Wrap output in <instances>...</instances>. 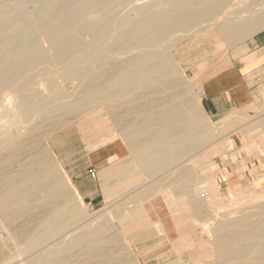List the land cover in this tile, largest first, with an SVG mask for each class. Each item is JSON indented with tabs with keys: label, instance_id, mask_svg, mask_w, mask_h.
Instances as JSON below:
<instances>
[{
	"label": "bare ground",
	"instance_id": "obj_1",
	"mask_svg": "<svg viewBox=\"0 0 264 264\" xmlns=\"http://www.w3.org/2000/svg\"><path fill=\"white\" fill-rule=\"evenodd\" d=\"M204 30L216 32V34L210 32L206 36L212 48L222 46L221 43L226 48L238 47L252 36L255 37L257 32L264 31V0H0V95L5 90L18 95L16 96L17 115L9 106L10 100L4 98L6 95L3 97L4 100L0 101V155L5 145L15 146L14 128H19L17 135L20 137V135H25L24 133L28 134L30 131L38 130L41 123H50L54 112L71 114L79 107V102L66 101L60 88L58 89L53 83L45 85V80L36 83L39 90H42L41 92L30 90L33 81L30 74L39 66L61 65L62 68L55 72L61 73L63 79L73 77L79 80L82 95L90 100L93 98L107 99L112 95L127 92L133 85H139L137 89L140 91V84H142L141 90L148 91L153 87L148 83L155 81L161 83L162 87L171 88L178 85L181 75V71L174 66L172 49ZM237 55H239L238 51H236ZM98 68L101 71L96 72ZM184 77L186 78L185 74ZM144 82H147L146 86L143 85ZM175 89L179 93H185V90L179 86ZM15 119L21 121L19 126L14 125ZM259 120L258 124L255 123L257 124L255 127L245 131L244 135L247 138L251 139L252 133H264V120ZM29 125L32 127L30 130L26 128L30 127ZM104 128L100 131L103 132ZM21 132L24 133L21 134ZM212 135L211 132L213 140ZM188 140L201 147L207 141L204 134L197 132L195 135H190ZM182 141L179 136L178 143ZM26 145L27 143L24 146ZM212 150L217 153L221 152L220 147L219 149L213 147ZM31 162H35L34 158L30 159V169L24 172L21 180L23 187L20 192L15 191L12 178L0 184V221L8 223L20 220L26 211L23 209L26 205L24 198L29 195L30 198L34 197V190L38 188L42 189L39 194L42 197L40 201L43 203L51 200L55 208L51 209L52 213L49 218L43 216L41 230H27L23 234L22 240L26 247L20 251L21 248L17 246L20 250L14 253L19 258L25 256L24 262H20L21 260L20 263L11 262L13 255L12 258L10 257L11 260H8L10 261L8 264H67L72 260L71 254L70 256L64 255L67 251L82 247L83 254H91L95 250L94 245L109 242L110 238L104 235L110 227L109 223L103 222L92 227L90 220H85L84 223L82 218L76 220L79 210L68 207L71 194L66 190V185L69 182L60 178L57 168L50 166V168L37 169L32 166ZM151 167L154 166L151 165ZM262 179L264 181V177ZM127 181L130 182V180ZM203 184L205 182L198 184L194 192H197L200 200H204L208 191V198L209 196L211 198L208 205L212 206L210 212L214 219H210L211 223L207 225L209 227L207 230L211 232L213 229L215 232L213 236L215 242L211 248L220 256L222 264H264V202L259 203L264 200V192L255 198H249L253 203L257 202L250 210L245 206L239 208L250 200L241 204L240 201L233 199V205L241 211V214L238 218L230 220L221 217V209L219 210L217 206L221 201L220 189L214 179L209 184H205V197H202ZM255 186H260V183ZM234 190L237 191L238 186ZM238 195L240 196V193L234 192L231 196L235 198ZM64 214H66V219H63ZM71 220L76 222L71 223ZM77 222L82 224L83 233L81 232V235L74 234L75 230H72L74 223L77 224ZM72 232L73 235H70ZM58 235L60 240L69 238L65 249L50 248V245H47L50 239ZM5 242L7 243V240ZM190 248L196 254L200 252L194 245ZM133 251L134 249H132V255ZM203 253L202 257H210V253L206 251Z\"/></svg>",
	"mask_w": 264,
	"mask_h": 264
},
{
	"label": "crops",
	"instance_id": "obj_2",
	"mask_svg": "<svg viewBox=\"0 0 264 264\" xmlns=\"http://www.w3.org/2000/svg\"><path fill=\"white\" fill-rule=\"evenodd\" d=\"M258 43L260 41H256ZM172 53L175 54L174 51ZM260 58L257 56L254 60ZM254 60L241 62L240 68L228 66L223 60L222 68L234 72L227 77L210 76L202 81L203 91L199 101L188 88L190 92L186 93L179 79L180 84L176 85L185 93H179L175 89L176 85L168 88L156 81L155 84L149 82L153 87L148 91H142L140 84V91L112 95V100L119 101L112 108L93 110L53 131L47 146L51 148L49 151L56 162L60 178L69 182L71 186L67 183L66 188L75 193L79 200L82 199L79 201L76 198L92 212V216L83 217L82 222L90 220L92 227L103 222L109 223L110 227L104 235L110 237L111 234L107 232L113 229L114 236L122 237L143 261L168 262L172 254L177 256L180 252L187 253L188 244L194 243L202 235L198 229L205 228L207 223L209 225L211 219L207 200H200L197 192H194L197 185L201 182L208 184L212 179L217 184L222 178L223 183L231 189L239 182L235 176H230L227 182V171L218 162L221 156H225L227 135L225 129H220L223 135L219 133L216 138L211 118H218L217 122H222L230 112L251 104L250 86L245 79L248 72L245 69H250ZM146 84L144 82L143 85ZM103 128L107 130L101 132ZM195 132L206 136L207 141L202 147L188 140ZM179 136L183 140L181 143H178ZM233 142L236 143L235 140ZM213 147H220L221 152L212 155ZM212 156L215 157L213 163ZM212 165H218V168L215 170ZM91 171L96 172V179L90 175ZM214 175H218V180H215ZM162 180L167 184L164 185Z\"/></svg>",
	"mask_w": 264,
	"mask_h": 264
},
{
	"label": "rangeland",
	"instance_id": "obj_3",
	"mask_svg": "<svg viewBox=\"0 0 264 264\" xmlns=\"http://www.w3.org/2000/svg\"><path fill=\"white\" fill-rule=\"evenodd\" d=\"M210 32L216 34L214 30L211 31L204 30L199 34L184 40L183 42H181L175 48L172 49V52L174 51L175 53L173 55L175 60L174 66H176L178 70L181 71V75L179 77V80L181 79L180 80L181 86L184 87L185 89L188 87V89L191 91V93L194 95V98L197 101H199L200 93L203 91L201 89L202 81L207 80L210 76L211 78H214L218 75L220 76L224 75L227 77L231 75L232 72H234L232 69L222 68L221 62L223 60H226V62H228V66L231 67L239 66L240 68L242 64L241 62H249L251 60H254L257 56L261 57L260 60L258 61L254 60L255 63L249 66L250 69H245V72L246 71L248 72V74L245 75V79L246 81H248L250 86L249 88H250V94L252 100L251 104L247 108L234 110L230 112V114H227L226 119L222 120V122H217L218 120L216 119L218 118H213V117L211 118V126L214 135L217 136L216 138H218L219 133L220 135H223V133L220 132V129L226 130L225 133L227 135V149L225 152V156H221L218 162L224 165V168L227 171V176H226L227 182L230 176H235L239 178V182H237L238 184L234 186V188L235 187L237 188L238 186V190L234 191V188L230 189L227 186V184L223 183L222 178H221V182H219L217 177L218 175L216 177L214 175V177L216 178L215 180H218L219 183V184L217 183V186L223 192L221 195V201L217 205L219 207V210L221 209L222 212L221 217L231 220L238 218V216L241 214V211H239L238 208L236 209L235 206L233 205L234 204L233 199H236V201H240L241 204H244L247 200L248 201L250 200L249 198L252 197L255 198L264 192V186H261L264 185L263 184L264 181L262 179L264 177V133L259 132L260 133L259 134L254 132L255 134L253 133L251 134L252 136L251 139L247 138L244 135L245 131H248V129H251L258 124L257 121L259 119H260L259 121H261V119L264 120V31L257 32L255 37L252 36L251 38H249L247 41H245L243 44L239 45L236 48H232V47L226 48V46L222 43H221L222 46L217 48H212L209 39L206 37ZM256 41L258 42L260 41V44L258 43L257 45ZM236 51L239 52V55L237 56H236ZM59 68H62V66L61 65L50 66V67L45 65L39 66L35 70L36 72L34 71L32 74H30V78L31 80H33L30 85V90L41 92L42 90L41 91L39 90V87L38 85H36V83H38L39 81L44 82L45 80L46 81L45 85L49 83L56 84L57 88L58 89L60 88L61 92L65 95L66 101H70V102L77 101L79 102V107L77 111H74L71 114H62L61 112H54L52 114L54 115L52 116L53 119H51V122H53L52 124H50L51 122L41 123L38 130L33 132L30 131V133L28 134L21 132V134L24 133L25 135H20V137L19 135H17V131L19 130V128L13 129V135H15L14 138L15 146L9 147L7 145L9 147L8 148L5 145L4 146L5 149L4 151H2L0 155V161L2 160L0 163V184L2 183V181L12 178L16 192L17 191L20 192L23 187L22 186L23 184H21V180L24 176L25 170L28 168L30 169V159L34 158L35 162H31L34 168L37 169H40L41 167L50 168V166L51 167L55 166L53 168H57L56 162L52 154L50 153L48 146H46L48 138L53 131L65 126L70 122L75 121L76 119H79L87 115L93 110L96 111L98 109L112 108L113 105L119 103V101L112 100V98H114L113 96H110L107 99L93 98L92 100L88 99L87 97H84L81 93V87H82L81 82L79 80H75V78L73 77H70L68 79L66 78L63 79L61 73L58 74L56 73L59 71ZM239 68L237 69L240 71ZM98 71H101V69L99 68L96 69V72ZM184 73L188 76L189 81L193 79L196 80L192 81V83H188L189 81L187 77L186 78L184 77ZM47 75L48 76L51 75L50 77L52 76L53 77L50 78ZM182 77H184V79ZM138 87L139 85L137 86L133 85L129 90H127V92L126 91L125 92L129 93V92L138 91L137 89ZM189 90H187V92ZM5 95L6 97H4ZM16 96H18L17 93H13L10 90H5L0 95V101L4 100L3 97L5 99L7 98L8 100H10L9 106H11V108L14 110V112L17 115L18 112L16 110ZM19 124H21V121L19 119H15L14 125L19 126ZM44 124H46V126ZM26 128L30 130V128L32 127L30 126ZM234 140L236 141L235 144L233 142ZM25 143H27L26 146H24ZM211 154L217 155L218 153L212 150ZM214 158L212 156V163L214 161ZM212 167H214V169L216 170L218 168V165L216 166L212 165ZM235 182H232V184L234 185ZM258 183H260V186L256 187L255 185H257ZM203 185L205 186V184ZM41 190H42L41 188L34 190L35 193L33 195L35 196L32 198H30V195L29 197L27 196L24 198V201H26V205L23 207V209H25L26 211L22 214V218L20 220L18 219L14 222H8V223L0 221V264L10 263V261L8 260L10 259V257L12 258L13 255L14 257L12 258V260L10 259L11 262L17 263L20 260H21L20 262H24L25 256H21L22 258H19L17 254L14 253V252L17 253V251L19 252L20 248H21L20 251H23L26 247L24 245V240H22L24 238L23 234L27 230L28 231L29 230L37 231L38 229L41 230L40 225L43 216L44 217L47 216L49 218V216L52 213L51 209L53 210L55 208V205L51 202V200L44 201L43 203L40 201L42 198L39 196ZM66 190L69 191L71 194L69 196L70 204H68V207L69 208L71 207L70 209L79 210L76 220H80L81 218L83 220V217L90 218L92 216V212L87 210L84 206H82L79 203V201L76 199L75 195L70 190H68L67 188ZM234 192L240 193V196L238 195L235 198H233V196L231 195L234 194ZM204 200H207V202L211 200L210 196L208 198V191H207V197ZM263 202L264 200H262V202L259 203H263ZM255 204H257V202L253 203V201L250 200L245 205H241V207L239 208L245 206L250 210L252 207L255 206ZM50 205H52L53 207ZM210 207L212 208V206ZM213 207L216 206L213 205ZM63 219H66V214H64ZM211 219H214V216H211ZM73 222L76 221L71 220V223ZM81 225H82L81 222L79 223L77 222V224L74 223V227L72 228V230L76 231V232L74 231V234L81 235V232L83 233L82 231L83 228L81 227ZM207 225H205V228L201 227L198 229V231L202 232V235L201 237L197 238L194 243L190 242L188 244L187 253L180 252L181 254L179 253L177 256L172 254V257L170 260H168V262H164V261L158 262L157 260H148V261L140 260L138 258V254L135 253L134 251L132 255L131 247L123 241L122 237L117 236L116 238L114 236L113 229L110 230V232H107L111 234L110 237L108 236L110 238V241L106 243H99L100 245L96 243L97 245L93 246V248H95L93 253L83 254V250H81L83 248L79 247L72 249L71 250L72 252L70 250L67 251V253H65L64 255L70 256L71 254L70 257L72 258V260L69 261L67 264H102L103 261L104 264H118V263L124 264V261L126 262L125 264H198L199 261H200L199 264H203V263L222 264V261L219 259L220 256L217 255V253L211 248V246H213L215 242V239L213 237L215 232L213 229L211 230V232L207 230L209 229ZM4 230H6L7 233ZM70 235H73V232ZM4 239L7 240V243L5 242ZM13 239L14 240L16 239L15 241L17 242L12 241ZM68 239L69 238L66 237V239L62 238L60 240V236L58 235L56 236V238L50 239L47 245H50V248L53 247L64 248L65 245H67L66 243ZM9 240H11V242ZM18 242L19 245H17ZM193 245L197 247V249L200 251L199 253L196 254V252H194L191 248L189 249V247H192ZM17 246L20 248H18ZM201 246L203 248H201ZM204 251H206V253H210V257L208 258L205 256L202 257ZM117 253L119 254L117 255Z\"/></svg>",
	"mask_w": 264,
	"mask_h": 264
},
{
	"label": "built area",
	"instance_id": "obj_4",
	"mask_svg": "<svg viewBox=\"0 0 264 264\" xmlns=\"http://www.w3.org/2000/svg\"><path fill=\"white\" fill-rule=\"evenodd\" d=\"M90 175H91L94 179L97 178V174H96L95 171H91V172H90ZM201 190H202V197H205V195H206V188H205V186H202V187H201Z\"/></svg>",
	"mask_w": 264,
	"mask_h": 264
}]
</instances>
